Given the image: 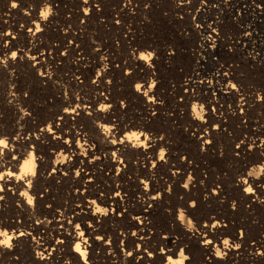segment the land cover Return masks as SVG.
Here are the masks:
<instances>
[{
  "label": "rangeland",
  "instance_id": "rangeland-1",
  "mask_svg": "<svg viewBox=\"0 0 264 264\" xmlns=\"http://www.w3.org/2000/svg\"><path fill=\"white\" fill-rule=\"evenodd\" d=\"M84 1L86 4L83 3ZM12 3L17 7L13 9ZM200 3H204L207 8L195 15L196 21H192L194 11ZM46 5L52 14L45 25L40 26L41 31L36 33L34 39L28 38V25L34 23L36 15ZM210 6L211 9L208 8ZM85 13L87 15L84 16ZM215 21L216 24H213ZM192 23L200 25V33L194 31ZM209 28L216 30L218 42L211 51L199 49V40L203 34H207ZM5 32H13L17 35L12 51L18 49L27 55L34 48L37 56L43 55L40 56L39 61L41 67L36 68V73L32 71L33 64L25 65L19 58L15 61V65L6 67L4 72L0 71V125L12 129V132L7 133V137H11L14 130H18L19 134L25 133L24 137L26 135L33 137L40 133L42 127L51 123V129L54 131L53 127H56L59 119L56 114L65 108L63 101L73 97L81 98L88 107L87 113H91L89 117L87 116L90 126H96L97 122L109 126L113 122L111 125H114V128L118 125L116 127L118 130H123L126 126L137 127L139 128L137 130L149 133L159 143V149L155 148L153 152L154 160L159 158L158 152L161 149L166 150V160L162 162L161 170L150 169L153 184L162 182L165 191L159 199L160 203L151 208L154 218L157 217L159 221L157 219L158 222L150 233L157 236V241L163 236L168 238L165 243L161 244L157 241L154 243L158 250L161 247L172 250L174 244L173 246L177 247L174 249L176 257H172L173 259L178 258L177 254L183 248L184 253L187 251L185 255L189 257L185 264L204 263L193 260L191 251L199 246L193 241L189 243L185 238V234L190 232L186 231L179 222L178 211L181 209L193 222L195 233L200 231V224L203 226L208 221L206 219L211 217L214 219L213 222H222L221 224L228 226L225 229L229 234L227 233L225 238L232 237L231 231H234L236 237L243 232L252 235L251 238H247L249 245L254 243L257 233L264 235V222H262L264 213L260 212V206L252 208L248 201L245 202L241 189L235 184L237 177L243 175L251 165L255 164V161L259 160V163L260 159H264L259 157L260 152L258 154L253 151L254 147L251 146V140L254 138L257 142L264 139V67L245 56V51H257L256 53L264 57V0H0V34ZM66 46L72 47V50L66 52L64 48ZM130 47L135 51H131ZM144 52L151 53L154 57L153 61H148V67L145 66V61L143 67L136 59ZM63 58L65 61L62 60ZM79 60L83 62L82 67L89 73L86 77H81L75 69V64ZM104 64L108 65L107 77L98 80L96 76L102 73L100 69ZM45 70L49 73V81L40 84L37 75L43 74ZM12 72L16 78L14 80L9 77V73ZM224 75L226 78L223 77ZM209 81L211 84L208 83ZM144 83L146 87L155 84L151 93L154 103L151 108L147 107L146 102L142 101L135 92V85ZM230 83L234 85V90L228 91L231 95L218 94L223 85L228 86ZM11 92L16 96V101L13 103L6 99ZM102 93L108 99L101 102L111 106L109 111L103 113L104 116L107 115L106 120L95 118L93 113L102 104L96 100ZM193 104L204 106L207 114L204 124L193 120L190 113ZM239 105L242 107L239 108ZM148 108L153 110L150 117L145 116ZM25 111L29 115L21 119ZM239 111L242 113L240 114ZM58 123L60 124L58 128L62 132L71 131L76 126L69 125L70 122L64 120ZM77 127L84 130L88 145L95 146L92 150L86 151L87 156L85 154L84 157L86 161L96 162L98 171L106 162L113 159H130L127 151L122 152L123 155L125 153L124 157L122 153H118V157L114 158L111 155L114 151L109 150L102 142L104 146L99 145L101 140H97L96 137L99 138V135L96 136V131L92 129L94 127L91 126L89 130L87 123L85 126L77 124ZM214 127L223 134L218 135L219 137L210 136L211 139L209 137L208 140L211 141L209 146L211 148L206 151L196 138L205 133V129L211 134ZM87 131L91 132L87 133ZM241 140H245L244 147H249V154L246 155V160L239 161L232 152ZM36 142L31 144L35 150L36 148L39 150L38 147H47L44 152L39 150V157L46 156L47 160H51L54 155L64 153L55 146L51 148L46 146L48 141ZM15 149L23 152L25 146L16 145ZM138 157L134 159L131 157V163L138 162L137 168L143 170L142 167L146 165ZM103 170L100 173H106ZM173 171L179 172L180 175L174 186L172 181H169V174ZM141 172L133 171L134 174ZM189 174L193 181L186 190L182 185L187 183ZM136 176L139 180L138 177L143 179L144 175ZM93 178L95 190L98 188L97 198L106 195L104 192L110 182L107 184L102 176ZM259 183L264 184V181ZM65 191L67 192L64 189L58 196L63 195L66 198ZM214 193L216 194L213 195ZM192 203L194 207H191ZM233 203L236 208L231 211ZM12 204L11 209L16 206V203ZM129 205L131 209L135 208V204ZM127 209L128 207L122 209L121 211H124L120 216H124ZM154 209L157 211L155 212ZM8 216L6 219L11 217L10 214ZM122 216L115 214L112 222L102 223V228L110 232V235L129 231L126 229L128 222L126 223ZM12 217V221L20 220ZM216 218L220 220L217 221ZM25 219H31L32 224L35 222L32 218L25 217ZM109 234H104L106 240L112 237ZM245 252L248 253V250L246 249ZM1 260L3 258L0 254V263ZM64 261L65 259H61L62 263ZM163 263L166 264L165 260L161 264ZM16 264H32V262L19 260Z\"/></svg>",
  "mask_w": 264,
  "mask_h": 264
},
{
  "label": "bare ground",
  "instance_id": "bare-ground-1",
  "mask_svg": "<svg viewBox=\"0 0 264 264\" xmlns=\"http://www.w3.org/2000/svg\"><path fill=\"white\" fill-rule=\"evenodd\" d=\"M83 3L86 4L85 1ZM178 5L179 6H183V4H178ZM211 7L212 6H210L208 8L211 9ZM205 8H207L206 5L204 3H200L199 7L194 11V14H193L194 18H192V21H196L195 20V15H198L199 13H201L202 10L205 9ZM41 12H39V14L36 15L37 17H36V20L34 21V23L31 24V25H28L29 26V29L27 31V34H28L27 37L28 38L34 39L33 37H35V35L37 33V32H35V27L37 25L44 26L45 23H46V20H42L41 17H40V13ZM85 15H87V13H85L84 16ZM189 16L191 17L190 14H189ZM34 19H35V17H34ZM193 23H192V26L194 28V31L196 33H200L201 32L200 25H198L197 23L196 24H193ZM213 24H216V21L213 22ZM214 28H215V25H214ZM217 35L218 34H216V30H213V28H209L207 34L206 33L203 34V36H201V39L199 40L200 45H202V47L199 45V49H207L206 51L213 50V48L215 47L216 43L218 42V39H217L218 36ZM15 36H17V35H15L13 32H11V33L5 32V33H1L0 34V43H2L0 45V60L4 59L6 56H9L10 53L13 52L12 50L15 47V43L14 42L16 40ZM13 37H15V39H13ZM5 43H7V45H8L7 47H4ZM129 46H131V43L129 44ZM64 48L67 50L66 52H68V50L69 51L72 50V47H67L66 46ZM130 50L131 51H135V50L131 49V47H130ZM30 51L31 52L26 55L21 50L15 49V52H17V57H16V59L14 61L9 59L8 63H7V67L15 65V61L19 58L20 60H22V63L25 64V65L33 64V65H31V68H32L33 73H36V71H37L36 68H40L41 67V64H40L39 61H40V56H43V55H40V56L38 55L37 56L36 53L34 52V48H32ZM196 52H197V50H196ZM256 52L257 51H245V56L250 61H252L254 63L258 62L259 65L264 67V57H262L261 55H259ZM147 54H149V53L148 52L140 53L136 57L137 62H139L143 67H144V61H145V66L148 67V65H149L148 61H150V60H152L154 58L153 55H152V58L150 60H140L139 59V57L141 55H147ZM63 56H65V54H63ZM30 57H32V58L30 59ZM136 59H135V61H136ZM62 60L65 61L64 58ZM82 66H83V62L81 60H79L75 64V67H76L75 69H77V73L79 75H81V77H86V75L89 74V73ZM5 69H6V67L0 66V71L4 72ZM107 70L102 72L100 75L98 74L96 76V78L98 80H100L101 77L102 78L103 77H107L106 76L107 75ZM37 76H38L37 80H38V82L40 84L43 81H49V73L46 70L44 71L43 74L39 73V75H37ZM9 77H10L11 80L16 79L14 77V75H13V72L9 73ZM223 77H225V75ZM94 82H97V81H94ZM188 82L191 83L190 81H188ZM142 85H143V87L141 88L140 93H137L136 91L135 92L141 98L142 101L146 102V106L151 108L152 105H154V103H149V100L153 101V99L151 97V93L152 92L149 93L148 97L143 96V92L146 91L147 88L151 84H149L148 87H146V83H144ZM229 90H231V92H232V90H234V89L233 88L229 89L227 84L223 85L221 87V89H219L218 94H220V95H231L230 92H228ZM11 91L13 92L12 89H11ZM12 92L10 93V95L8 94L7 98H6V99H8L10 101V103H13V102L16 101V96ZM8 93H9V91H8ZM105 96L106 95L102 93L99 98H96V100L98 102L102 103L101 105H104L105 107H107L105 105V102L104 103L101 102L102 100H104ZM63 103H64L65 108H62V110L61 111L59 110V112L56 111L57 112L56 116H59L58 121H60V120H64L65 122L68 121V123L70 122L69 125L73 124L74 126L75 125L76 126L71 131L68 130V132H64V131L62 132L61 129L53 127L54 131H53V129H51V133L54 134V135L60 136V140H53L52 134H49V133H43V134L39 133L38 134L40 136L39 140H37L35 138V136L32 137V136L26 135V137H24L25 133H20L19 135L23 136V137H21L23 142H17L15 144V146L16 145H18V146L19 145H23V146H25V150L23 152H18V150H16V152L13 153V154L19 156V160L17 162H14V165L16 163H18L19 166H22L23 162H24V159L26 157L24 155H21V154L27 152V150L29 148V145L34 144V142L41 141V140H44L46 142L48 141V144L46 146H49L50 148L55 146V147H57L59 149H62V151L66 155L69 154L70 152L73 153L72 160L70 162H65L62 165H55L54 164V160H53L54 158L51 159V160H47V158L45 156V157H40L42 159H38L36 161L37 165H38L37 174H36L35 179L33 180V184L31 186L29 194L32 193L33 195H36V194H38V195L42 194V195H39V196L35 197L33 206H28L26 204V201H24L23 199H20L18 197V195H14V194L9 193L7 191L8 187H14L15 188V192L18 194L19 191H21V190H23L25 188V184L19 183V184H6V185H4L5 190H4L3 193H0V195H3L5 197L4 201L0 202V217H1L0 218V227L9 229L10 231H18V232L19 231H30V232H32L33 236L38 237L43 242V245H44L45 248L51 249V248L55 247L57 249V252L54 253V255H53L52 264H64V263H62L63 260L61 262V259L71 260L72 264H82V262H81L80 258L78 257V255L74 254L73 251H72L74 243L76 242L75 226L79 225L80 228L85 232V238H87L89 240V243L91 245V247L88 250L89 251V256H88L89 261L90 262H94V264H112V258L106 256V252H107L108 249H107V247H105V241H107L108 239L106 240L105 239V235H104V234H109L110 232L108 233L105 229L102 228V223L105 222V221H111L112 222L114 220V215L115 214H117L119 217H121L122 215L120 216V214H121V212L124 211V210L123 211H121V210L122 209H126L128 207L127 211L124 212L125 214H124V216H122V218H123V220L125 222L126 221L128 222V223L126 222L128 224L126 229H129V231H126V232L122 231V233H124L123 236L121 234H116V232L113 233L114 232L113 230H112L113 232L111 231V233H113V234H111L112 237H111V245L110 246L116 252L117 259L119 260L122 257V253L120 252V241L123 239L124 240V245L123 246H124L125 251H128V250H133L134 251L135 248H136V245L138 243L141 244V246H142L140 253H135V251H134L133 257L128 260L127 264H137L136 255H143L145 249H147L148 251L152 252L154 258L152 260H148L147 257L144 256V258L139 261V264H161L162 262H164L165 257L159 255V250L157 249V245L154 244L157 241L156 240L157 236L155 237V234L153 236V233H150V230L151 229L153 230V228L155 227V224L159 221V219L157 217L154 218V216H153L154 214L151 213V210L153 209L152 207L154 205H157V204L160 203L159 199L162 197V195H164V192H165V191H163L164 190L163 189L164 188V184L162 182L161 183L158 182L159 184L154 185L152 180H151V178H152L151 175L152 174H151V170L150 169L153 168L152 165L155 164L154 168H156L157 170L160 169V167H163L162 166L163 165L162 164L163 161H160L159 158L157 159V157H156L157 160H154L155 156L153 157V152H155L154 149L158 148L159 143L156 142L155 145H151L149 143V145L146 147V149H132L127 144L121 145L119 143L116 144V145H111L102 136L101 131L97 128V126L91 125L92 127H94V128H92L93 131H96L95 132L96 136L99 135V138L96 137L97 140H99V141L101 140L99 145L104 146L102 144V143H104L109 150H112V151H115V152H118V153H122L123 151H127V153L129 154L128 157H130V159L127 157L128 159H121L120 158L118 160L117 159H113L111 161L109 160L110 162H106L105 166H103L102 169H101V170L104 169L103 171H106V173H100L101 170L100 171L97 170V167H96L97 165H95L96 162L88 161V160L86 161V158L84 156L82 157V156H80L78 154L79 153V148L77 147V140H78L79 137H78L77 133H79L80 136H85L86 134L84 135V132H83L84 130L82 128L79 129L77 127V124H81V125L83 124L85 126V124L87 123V125L89 127L88 129L89 130L91 129L90 123L87 122V118L89 117V113H87L88 112V110H87L88 107L86 106L85 101L83 99H81V98L73 97V98L68 99L66 101L64 100ZM63 103L61 102V105ZM101 105H99V107ZM99 107L97 109H95L94 112L93 111H89V112H93L95 118H98V119H101V120H106V116L107 115L104 116L103 113L99 112L98 111ZM240 107H242V105H239V108ZM149 108L145 111V116L146 117H150L152 115L151 111H153V110L149 109ZM239 112H240V114L242 113L241 111H239ZM109 113H107V114H109ZM145 116H144V118H145ZM193 120L196 121L195 119H193ZM53 121H51V122H53ZM58 121H57V123H58ZM92 121L90 120V122H92ZM145 121H147V118L145 119ZM197 122H199V121H197ZM68 123H66V124H68ZM112 123L113 122H111V124ZM2 124L5 125V123H2ZM63 124H64V122H63ZM111 124H109V125H111ZM199 124H200V122H199ZM116 127L114 128L115 129L114 131H116V133L112 132L110 134V136H115V138L117 140H119L126 131L139 129L137 127H132V126L128 127V126H126V127H123V130H118ZM201 128H202V125H201ZM218 130L219 129L214 127L213 130L211 131L212 132L211 134H209L210 133L209 131H208L209 133H207V135H205V133H203L202 135H199L196 138V141L201 144V147H203L204 150L207 151V150H209V148H211V147H209V146H211V143H210L211 141L209 142V140H208L209 137L210 136L211 137L212 136H218V135L220 136L221 134H223V132L221 133ZM8 132H12V129H9V128L6 129L4 126L0 125V136H8V134H7ZM13 132L14 133H12L13 134L12 136L14 137V136L17 135L18 130L17 131L14 130ZM89 132H91V131H87V133H89ZM253 133H254V131H253ZM254 134H256V133H254ZM12 136L8 137L10 143H11L12 138H13ZM90 136H92V135H90ZM90 136H89V138H90ZM211 137H210V139H211ZM256 137H258V136H256ZM25 138H27V139H25ZM65 140L68 141L67 144L64 143ZM92 141H94V140H92ZM81 142H83V141H81ZM246 142L248 143V141H246ZM258 142H257V144H258ZM141 143H143V137H141ZM247 143L245 145H247ZM35 144H37V142ZM38 145H40V144H38ZM97 146H98V143H97ZM248 148L244 147V144L241 145L239 148L236 147L235 149H233L234 152H232V153L233 154L235 153L233 156H236L237 157L236 159L239 160V161L240 160H246V155L249 154L248 153V150H249ZM38 149L40 150V152L42 150L44 152V150L47 149V147L46 148L45 147H38ZM102 149H103V147H102ZM102 149H101V151H102ZM250 149H253V148H250ZM34 150H35V148H34ZM39 150H37V148L35 150V155L37 157H39V155H40ZM157 151H159V150H157ZM253 151L258 152V154H259L260 149L258 147H254ZM228 152H229V150H228ZM197 154H198V152H197ZM105 155H106V153H105ZM122 155H123V153H122ZM252 155L253 154H251V156ZM86 156H87V154H86ZM124 156H125V153H124L123 157ZM136 156H139L138 157L139 160L143 161L142 163L146 165V167H142L143 170L137 168L138 167V162L137 163L136 162L135 163L132 162L133 164L131 163V160H132L131 157L134 159ZM251 156H249V157H251ZM140 157H141V159H140ZM169 157H170V155H169ZM221 157H223V156H221ZM259 157H261V156H259ZM10 158L11 157L6 154L5 159L6 160H10ZM95 159H96V157H95ZM215 159H216V157H215ZM224 159L223 160L221 159V160L224 161ZM104 160H105V158H104ZM253 160H254V158H253ZM258 161L259 160L255 161L254 163L256 164V163H258ZM182 162H183V160H182ZM168 164H169V161H168ZM148 165H149V167H148ZM246 165H247V163H246ZM142 166H144V165H142ZM139 167H140V165H139ZM246 168H248V167H246ZM118 169H120L119 172L117 171ZM186 169H187V167H186ZM12 171L13 172L17 171L15 166H12ZM133 171L134 172L142 171L140 174L144 175L142 177L143 179H140L138 177L139 180H137V176L136 175H140V174H138V173L134 174ZM77 172H79V175H77ZM233 172H235V171H233ZM173 173H174V171L171 172V174H169V181L170 182L172 181L171 183H173V186H174V185L177 184V182H178V180L180 178V175H179V172H175V173H177V175H175V176L173 175ZM155 175H153V176H155ZM94 176H97V177L98 176L99 177L102 176L103 179L107 182V184H108V182H110V185L107 186V188H106V190L104 192V193H106V195L104 194L102 197L100 196V198H97V196H99V195L96 194L98 192L97 191L98 188H96L97 190H95V188H94V186H95L94 185L95 181H94V178H93ZM239 176H242V175L240 174ZM141 180H143V181L148 183L149 187H148L147 190H144L142 184L140 183ZM157 180H158V177H157ZM236 181H235V184L237 186ZM232 185H233V182H232ZM46 188L48 190L44 191V189H46ZM178 188H179V190L181 189L179 186H178ZM237 188L241 189V187H239V186H237ZM64 189L67 190V192L65 191L66 194H64V192H63V194L66 196V198L63 197V195L58 196L59 194L62 193V191ZM240 191H242V189ZM256 191H257V193L259 195H262V197H263V195H264V187H257ZM117 193H119V195H117ZM215 194L216 193H214L213 195H215ZM241 194L244 197L245 202L248 201V203H250V206H252V208H254L255 206H257V207L260 206V212H262V214L264 213V205L254 204V203L251 202V199H252L251 197L245 196L243 194V192ZM52 197H55L56 199L55 198L53 199ZM155 197H159V199H155ZM89 200L96 201L98 206H101V207L107 209L108 210V214L106 216H103V217H100L98 214L94 216L92 214V210L89 209V207H88V201ZM215 200H217V199H215ZM13 202L16 203V206H17V204H19L20 207H16L15 206V208L11 209L10 207L13 205L12 204ZM130 203L135 204V208L134 209H131V207L129 205ZM77 205H79V207H77ZM8 206H9V208H8ZM161 209H162V207H161ZM156 211L157 210H155V212ZM231 211H232V209H231ZM60 213H63V219H61ZM159 213H161V212L159 211ZM9 214H10L11 217H12V215H14L15 218L16 217L18 219L20 218V220H18L17 222L14 221V220L12 221L11 217L6 219L7 217H9L8 216ZM162 214H160V215H162ZM248 215L250 216V214H248ZM215 216H216V214H215ZM263 216H264V214H263ZM14 217H12V218H14ZM25 217L32 218V220H34L33 217L41 219V220H48V221H50V223L48 224L47 227H45L42 224L41 225H36L35 222L32 224V222L30 221L31 219L28 220V219H25ZM161 218H163V217H161ZM161 218H160V220H161ZM157 219H158V221H157ZM206 220H208V221H206L207 223H204L203 226H202V224H200L201 227H200V231L198 233L194 232V234L193 233L185 234L186 231L184 233L185 234V238L187 240H189V243H190V241H193L194 243H196L199 246L197 248L195 247V249H193L191 251V254H192L193 258H194L193 259L194 262L196 260L198 262H204L203 264H208V260H211V264H242V263H244V264H249V263L250 264H264V258H255V259H253V258L248 256L247 252H245L246 249L255 251V248H264V235H258V233L255 236V239L253 238L254 239L253 240L254 243H251L249 245H247V238L248 237L251 238L252 235L250 234L251 236H249L248 234H244L243 233L244 234L243 235V240L240 241L242 243V248L240 249L239 254L229 253L228 258L225 261H218V259L213 258L211 256V248H212V246L208 245L207 247H205L204 246V240L208 239V240L213 241V243H215V244H219V242L223 238H225L226 235L229 234L228 232H226V229H227L228 226L226 227V229H225V227H221V228H217V229H210V226L213 223L212 220H214V219L210 217V218H208ZM218 220H220V219H217V221ZM263 220H264V218H263ZM262 222H264V221H262ZM89 223L92 224L93 228H89L88 227ZM259 223H260V221H259ZM205 225H208V227H205ZM222 225H224V224H222ZM156 226H158V225H156ZM245 226L246 225H244V228H245ZM238 227H240V226H238ZM250 227H251V224H250ZM175 228H176V226H175ZM198 228H199V226H198ZM93 229H95V231H93ZM133 231H135L137 233L136 237H133L131 235V233ZM230 231H231V229H230ZM239 231H240V229H239ZM233 232L234 231H231V236L232 237H230V238H231L232 241L235 242V241L238 240V237H236ZM249 232H251V231L249 230ZM235 233H237V231ZM96 236L103 237V240L97 241L95 239ZM56 239H62V240L65 241V243L63 245H55V240ZM167 239H165L164 236H163V238L161 240H158L157 243L158 242L161 243V244L165 243ZM184 241H186V240H184ZM13 243H14V248H13L12 251L9 252V251L0 250V254H1L2 258H3V260H1L0 264H2V263L3 264H16L17 262H19V260H21L22 262L31 261L32 264H44V262L38 261L34 257L33 248L35 247V245L33 244V241H32L31 237L21 236L19 239L13 241ZM253 244H255V248H252ZM173 245H172L173 249L170 252H168L169 249H165L164 248L166 250V254L171 256V258L172 257H176V253H175L174 249L177 246H173ZM60 248H63V252H59ZM40 250L43 251V248H41ZM186 252L187 251H185V253ZM57 255L61 256V257L57 258ZM14 257H15V259H13ZM57 259H60V261L57 260Z\"/></svg>",
  "mask_w": 264,
  "mask_h": 264
},
{
  "label": "clouds",
  "instance_id": "clouds-1",
  "mask_svg": "<svg viewBox=\"0 0 264 264\" xmlns=\"http://www.w3.org/2000/svg\"><path fill=\"white\" fill-rule=\"evenodd\" d=\"M11 7L14 9L17 7L15 3L11 4ZM52 14L50 8L46 5L43 9V11L40 13V17L42 20H47L49 16ZM27 15V13H25ZM41 28L39 25L35 27V32H40ZM15 39V37H13ZM7 43H5L4 47H7ZM17 57V52L13 51L10 53L9 56H6L4 59L0 60V66L7 67L8 60H15ZM32 57H30L31 59ZM152 58V54L149 53L147 55H141L139 57L140 60H150ZM108 68L107 64H104L103 67L100 69L101 72L106 71ZM211 84V81L208 82ZM143 85L141 84H136L135 85V91L137 93H140L141 88ZM155 87V84H151L146 91L143 92V96L148 97L149 93L152 92L153 88ZM234 87L233 84H228V88L232 89ZM108 99L107 96L104 97V100L106 101ZM149 103H153L152 100H149ZM243 103V101H242ZM123 107V104H122ZM111 106L105 107L104 105H101L98 109L99 112L101 113H106L109 111ZM75 110V109H74ZM190 113L192 115V118L195 119L196 121H199L200 123H205V116L206 112L204 109L203 105L199 104H193L190 108ZM28 112H24L23 116L21 119L24 117L28 116ZM91 115V113H89ZM60 125L57 123L56 127L58 128ZM97 128L101 131L102 136L105 138V140L108 141L109 144L111 145H116V144H127L129 145L130 148L132 149H146V147L149 145H155L156 144V139L151 137V135L145 131L141 130H129L126 131L122 137L117 140L115 136H110V134L115 130L114 125H109L105 126L102 123L97 122L96 123ZM40 134L43 133H51V124H48L44 127H42L40 130ZM35 135V134H34ZM78 135V140H77V147L79 148V155L80 156H85L86 151L92 150L95 146L94 145H88L86 136H80L79 133ZM205 135H207V130H205ZM141 137H143V143H141ZM35 138L39 140L40 136L35 135ZM53 140H60V136L52 134ZM27 139V138H25ZM83 141V142H81ZM17 142H23L21 139V136L19 133H17L16 136L12 138L11 143L9 142V138L7 136H0V193H3L5 188L4 185L6 184H19L23 183L25 184V188L17 194L15 192L14 187H8L7 191L9 193H12L14 195H18L20 199H23L26 201V204L28 206H33L34 205V200L35 197L30 195V189L33 184V180L36 177L37 174V160L42 159L40 157H37L35 155V150L34 148L29 145V148L26 153H22L21 155H24L26 158L24 159L23 166H19L18 163L14 165V162H17L19 160V156L13 154L16 152L15 149V144ZM65 144L68 143L67 140L64 141ZM245 143V140H241L240 143L237 145V148H239L241 145ZM251 146L252 147H258L260 149V155L261 157H264V139H260L259 143L257 144L256 140H251ZM9 155L11 158L10 160H6L5 156ZM111 155L116 158L118 157V152H112ZM165 155H166V150L161 149L159 151V160L164 161L165 160ZM73 158V153H69L67 155L65 154H58L55 155L54 157V164L55 165H62L65 162H70ZM12 166H15L17 171L13 172L12 171ZM152 167H155V164L152 165ZM118 172L120 169L117 170ZM77 175H79V172H77ZM173 175H177V173H173ZM193 178L191 174L187 177V183H184L182 187L184 189H188L189 185L192 184ZM264 181V159H261L259 163L251 165L248 170L242 175L237 177V186L241 187L242 192L245 196L251 197L252 198V203L258 204V205H264V197H261L257 191V187H264V184H261L259 182ZM140 183L142 184L144 190H147L149 185L147 182L141 180ZM255 185V187H254ZM219 191V189H217ZM119 195V193H117ZM5 197L3 195H0V202L4 201ZM155 199H159V197H155ZM194 203L191 204V207H194ZM17 207H20L19 204H17ZM79 207V205H77ZM88 207L89 209L92 210V214L99 215L100 217L106 216L108 214V210L98 206L96 201L89 200L88 201ZM236 208L235 203L232 204V210L234 211ZM61 219H63V213H60ZM178 216H179V222L182 225V227L190 232L194 233L196 232V228L193 224V222L186 216V213L184 210H179L178 211ZM35 224L36 225H44L45 227L48 226L50 221L48 220H41L38 218L33 217ZM89 228H93L92 224H88ZM205 227H208V225H205ZM221 227H226L225 225H222L221 223L213 222L210 226V229H217ZM95 231V229H93ZM123 236L124 234L121 233ZM133 237L137 236V233L133 231L131 233ZM243 232H240L238 234V240L237 241H232L231 238H223L219 244L213 243V241L205 239L204 240V246L207 247L208 245H211V256L215 259H218L219 261H225L229 253H236L239 254L240 249L242 248V243L240 241L243 240ZM21 236L24 237H31L33 244L35 247L33 248L34 252V257L41 262H44V264H52V258L54 253L57 252V249L55 247L49 249L45 248L43 245V242L36 236L32 235V232L30 231H10L9 229L0 227V250L3 251H12L14 248V243L13 241L19 239ZM75 237H76V242L74 243L73 246V253L78 255L80 258L82 264H94V262H90L88 259L89 256V248L91 247L89 240L85 238V232L80 228L79 225L75 226ZM167 239V237H164ZM97 241L103 240V237L101 236H96L95 238ZM65 243L64 240L62 239H56L55 240V245H63ZM111 237L108 238L107 241H105V247H107V252L106 256L112 258V264H127L128 260L133 257L134 251L135 253H140L141 251V244H137L135 250H128L125 251L124 249V240L122 239L120 241V252L122 253V257L118 260L117 259V254L116 252L111 248ZM43 248V251L40 249ZM252 248H255V244L252 245ZM171 249L168 250L170 252ZM59 252H63V248L59 249ZM159 255L165 257V262L166 264H185V261L189 259L188 256L185 255L184 249L181 248L178 252V258L173 259L171 256L166 254V250L161 247L159 249ZM144 256L147 257L148 260H152L154 258L153 253L148 251L147 249L144 250L143 255H136V261L137 264H139V261L144 258ZM248 256L255 259V258H264V248H255V251L248 250ZM57 258L59 256L57 255ZM15 259V257L13 258ZM64 264H72L71 260H65ZM208 264H211V260H208Z\"/></svg>",
  "mask_w": 264,
  "mask_h": 264
},
{
  "label": "snow or ice",
  "instance_id": "snow-or-ice-1",
  "mask_svg": "<svg viewBox=\"0 0 264 264\" xmlns=\"http://www.w3.org/2000/svg\"><path fill=\"white\" fill-rule=\"evenodd\" d=\"M23 166V165H22Z\"/></svg>",
  "mask_w": 264,
  "mask_h": 264
}]
</instances>
